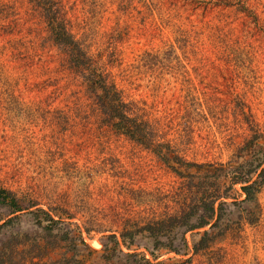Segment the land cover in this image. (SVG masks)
Here are the masks:
<instances>
[{
    "label": "rangeland",
    "instance_id": "obj_1",
    "mask_svg": "<svg viewBox=\"0 0 264 264\" xmlns=\"http://www.w3.org/2000/svg\"><path fill=\"white\" fill-rule=\"evenodd\" d=\"M63 1L94 64L197 165L114 131L42 10L0 0V48L16 54L0 63V189L21 207L0 204V264H264V163L250 175L264 150L246 144H264V0Z\"/></svg>",
    "mask_w": 264,
    "mask_h": 264
},
{
    "label": "trees",
    "instance_id": "obj_2",
    "mask_svg": "<svg viewBox=\"0 0 264 264\" xmlns=\"http://www.w3.org/2000/svg\"><path fill=\"white\" fill-rule=\"evenodd\" d=\"M30 1H33L34 4L42 10L45 17L48 36L52 43L68 53L69 59L78 75L83 79L85 86L94 91L101 114L105 117L104 121H106L114 131L153 151L161 157L163 161L169 164H176L178 161H182L178 156L171 155V149L168 144L162 140L160 136L161 133L154 128L152 122L146 120V118L138 112L137 107L134 108L132 103H129L125 99L123 92L119 90L114 80H112V78H110L100 66L94 64L85 49L83 42L73 30L72 16L65 2L63 0ZM139 3L143 4V0H139ZM144 3L147 5L146 0H144ZM240 5L243 7L244 2L241 1ZM244 9H247L246 13L249 16L254 15V17H257L252 10L248 9V7L245 6ZM11 56L16 57V54H12L9 49L4 47L0 48V63L4 64V62L9 59L11 60ZM261 138V136L255 135L252 139L246 141L250 152L256 147H259V151L264 150V144H261L260 141ZM263 163L264 156L258 159L257 164L254 162L251 163L252 172L250 175L257 173L259 169H261ZM178 164L186 167L192 166V168L197 165L186 161H182ZM236 169L238 170V168ZM242 181L243 182L241 183L244 185L242 190L246 194L247 200L250 202L254 199L257 190L253 184H249L250 182L248 180ZM215 199L216 198L203 206V214L199 217V223L191 226L192 230L203 229L210 225L214 220L216 212ZM0 204H8L9 206H12L15 209V212L21 211L17 198L12 191L0 189ZM195 216L194 213L188 214V219H192ZM48 218L52 223L57 222V220H55L50 214H48ZM169 222L172 223L173 227L183 226L186 223H190L178 216L171 217ZM165 223V221H160L159 219V221L153 225L159 231L161 230L160 225H164ZM149 229H152V226H149ZM65 233L68 238V232ZM151 235H154V233H151ZM153 237L157 245L156 247L158 248L163 242L158 235ZM210 239L209 233L205 232L199 244L195 246V252L199 253V251L205 249L209 245ZM141 260L142 261L137 262V264H151L147 258ZM0 263H2L1 259Z\"/></svg>",
    "mask_w": 264,
    "mask_h": 264
}]
</instances>
